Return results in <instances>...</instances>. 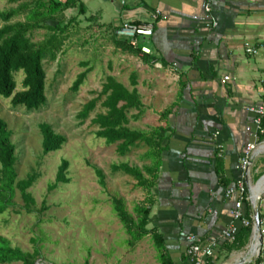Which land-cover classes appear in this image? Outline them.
I'll list each match as a JSON object with an SVG mask.
<instances>
[{
	"label": "crops",
	"instance_id": "crops-1",
	"mask_svg": "<svg viewBox=\"0 0 264 264\" xmlns=\"http://www.w3.org/2000/svg\"><path fill=\"white\" fill-rule=\"evenodd\" d=\"M76 3L85 9L79 18L91 17L113 31L125 23L152 24V35L138 40L139 47L149 48L150 54L135 56L147 69L143 73L148 80L137 78L136 90L141 100L146 84L149 100L155 102L144 107L153 116V123L149 128L143 125L144 129L161 126L168 132L159 157L151 155L147 146L141 156L145 166L158 161V181L149 194L147 229L152 233L135 242L133 249L141 256L143 242L149 239L161 264L155 235L162 238L171 264H191L185 237L195 235L205 241L228 226L238 195L226 198L225 192L239 181L251 208L247 218H252L250 192H254L255 178L264 172V146L254 151L243 180L238 162L255 133L254 114L248 108L264 105V0H211L214 28L204 20L203 0ZM66 12L76 15L77 8ZM246 44L257 49V55L246 53ZM164 111L169 113L160 119ZM146 114L134 111L132 115L139 117L133 123H140ZM139 145L144 144L133 147ZM258 192L264 244V183ZM247 210L243 204V213ZM232 243L220 242L208 264H235L247 252L251 235L240 250L231 249Z\"/></svg>",
	"mask_w": 264,
	"mask_h": 264
},
{
	"label": "rangeland",
	"instance_id": "rangeland-1",
	"mask_svg": "<svg viewBox=\"0 0 264 264\" xmlns=\"http://www.w3.org/2000/svg\"><path fill=\"white\" fill-rule=\"evenodd\" d=\"M9 1L0 0V11L17 9L26 3ZM28 15V10L22 11L10 22H24ZM72 16L74 14L65 12L64 17L59 14L57 19L66 21ZM3 25L0 21V28ZM46 33L44 29L34 30L30 38L32 42H40ZM66 35L56 60L43 64L46 96L43 107L28 112L24 107L12 108L11 98H0V119L12 131L11 142L15 146L16 181L31 174L37 176L28 189L34 200L32 212H26L19 192L15 191L14 206L0 216V236L23 253H31L37 247L41 253L37 264H157L149 239L143 242L141 256L134 254L133 246H128L130 237L113 212L111 202L112 197L121 199L134 218L135 208L145 204V191L137 187L133 178L122 172L113 173L111 166L127 163L143 169L147 162L141 156L146 146L131 147L120 156L116 145H107L96 136L98 128L90 121L104 113L100 106L103 98L86 120L77 117L88 101L98 97L107 77H113L130 90V76L134 74L148 81L144 75L147 69L137 57L117 48L112 42L115 31L99 26L98 22L78 18ZM83 72L86 77L73 92V83ZM22 78V72L15 75L14 92L21 90ZM145 86L143 84L140 100L144 103L143 114H146V105L154 106ZM133 112L129 111L128 116L132 117ZM152 119L153 116L146 114L141 124L130 120L128 127L146 131L144 126L149 128ZM41 123L51 125L55 133L65 138L60 150L47 155L42 153V136L38 129ZM62 160L68 161L69 183L51 189ZM96 170L102 173L105 186L100 184ZM263 176L264 172L259 173L253 185Z\"/></svg>",
	"mask_w": 264,
	"mask_h": 264
},
{
	"label": "trees",
	"instance_id": "trees-1",
	"mask_svg": "<svg viewBox=\"0 0 264 264\" xmlns=\"http://www.w3.org/2000/svg\"><path fill=\"white\" fill-rule=\"evenodd\" d=\"M16 1L20 0H10L9 2L14 3ZM23 1L26 3L17 9L0 11V21L4 23L0 28V98H11L12 108L24 107L26 111L31 112L38 111L46 102L44 62L56 60L67 39V29L79 16L85 14V9L82 4L77 5L76 0ZM73 8H77L76 15L66 21L57 19L59 14L64 17V13ZM26 10L29 11L26 21L10 22L13 17ZM87 20L97 22L91 17ZM99 26L104 27L102 24ZM39 29L47 31L45 38L40 42H32L31 32ZM112 42L117 48L134 56L140 53L139 46L133 47L129 40L121 41L114 36ZM18 72L23 73L21 90L14 92L16 88L15 75ZM85 77V72L78 75L71 88L73 92L78 90ZM136 85L137 78L134 74L130 76V90L113 77H107L98 97L88 101L77 117L81 121L86 120L90 113L95 110L96 104L103 98L100 106L104 109V113L95 115L90 121L92 125L98 128L95 133L96 136L103 139L107 145H116V151L120 156H124L137 143H143L149 148L151 155L156 154V157H159L163 148L162 142L167 139V128L157 126L146 131H137L128 127L130 120H136L139 117V115L129 117L128 112L134 110L140 113L143 109ZM168 113L167 111L162 112L160 119H165ZM38 129L42 136L41 149L44 155L61 149L65 143V138L55 133L51 125L41 123L38 125ZM11 136L12 131L8 129L7 123L0 119V216L14 206L15 191L19 192L27 213L32 212L31 206L34 204L28 189L34 185L37 176L31 174L25 179L16 181L15 165L17 158ZM158 168V161H154L152 165L145 166L143 169L130 166L127 163L111 166L113 173L122 172L124 175L133 178L137 187L146 192L145 204L135 208V218L126 211L121 199L111 198L113 212L130 237V241L127 242L130 247L152 233L147 229L150 212L149 194L158 181ZM67 170L68 161L62 160L51 189L56 188L58 184L69 183ZM96 175L100 184L105 186L102 173L96 170ZM243 204H247L248 210L244 213L247 217L251 214V208L245 199H243ZM250 235L251 227L241 229L236 234L231 249L240 250ZM153 238L159 249L161 264H171L166 256L162 238L155 235ZM40 254L37 247H34L31 253H23L17 248H12L9 242L0 236V264H35L39 260ZM261 261L262 258L259 256L251 264H260Z\"/></svg>",
	"mask_w": 264,
	"mask_h": 264
},
{
	"label": "built area",
	"instance_id": "built-area-1",
	"mask_svg": "<svg viewBox=\"0 0 264 264\" xmlns=\"http://www.w3.org/2000/svg\"><path fill=\"white\" fill-rule=\"evenodd\" d=\"M211 0H203L202 8L204 11V20L208 21V27H216V23L211 20ZM158 14V12H156ZM152 35V24L134 25L123 24L115 30V36L117 39H128L133 47L139 46V38H147ZM140 53L149 55L150 50L145 46H141ZM245 52L251 55H257L258 50L245 45ZM264 77V73H263ZM225 77L223 80L226 81ZM250 113L254 114L255 133L253 135V141L245 145L242 155L238 162V169L241 173V179H245L249 165H251V159L254 151L264 146V125L262 124V118L264 116V105H255L248 108ZM237 194V199L234 201L233 207L229 211L230 222L228 226L214 238L207 239L205 241L200 240L195 235H188L185 237L186 250L185 254L191 264H208L209 260L214 257L215 249L220 242H233L235 236L241 227L252 229L253 220L247 218L243 213V199L246 198V189L242 181H239L236 186L228 188L225 192V197L230 198L232 195ZM262 232V231H261ZM264 253V244L262 237V245L259 247L256 253L255 259L259 256L262 258ZM260 264H264L263 261Z\"/></svg>",
	"mask_w": 264,
	"mask_h": 264
},
{
	"label": "water",
	"instance_id": "water-1",
	"mask_svg": "<svg viewBox=\"0 0 264 264\" xmlns=\"http://www.w3.org/2000/svg\"><path fill=\"white\" fill-rule=\"evenodd\" d=\"M249 168H250V165H249ZM262 179L263 177H261L256 182V184L254 185V188L258 187ZM250 193L251 194H250L249 199H250L251 207H252V220H253V226L251 229V243L245 255L241 257V259H239L235 264L252 263L255 260V256L259 250V247L262 245L261 222H260L259 207H258L259 192L257 196L254 195V192H250ZM35 264H37V262Z\"/></svg>",
	"mask_w": 264,
	"mask_h": 264
},
{
	"label": "bare ground",
	"instance_id": "bare-ground-1",
	"mask_svg": "<svg viewBox=\"0 0 264 264\" xmlns=\"http://www.w3.org/2000/svg\"><path fill=\"white\" fill-rule=\"evenodd\" d=\"M262 183H264V178L260 181L259 186L256 187V188L254 189V195H255V196H257V194H258V190H259V187L261 186Z\"/></svg>",
	"mask_w": 264,
	"mask_h": 264
}]
</instances>
